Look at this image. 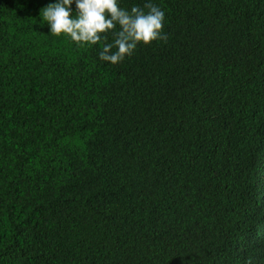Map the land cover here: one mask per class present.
Returning <instances> with one entry per match:
<instances>
[{"label": "trees", "instance_id": "trees-1", "mask_svg": "<svg viewBox=\"0 0 264 264\" xmlns=\"http://www.w3.org/2000/svg\"><path fill=\"white\" fill-rule=\"evenodd\" d=\"M52 2L0 0V264H264V0H155L117 65Z\"/></svg>", "mask_w": 264, "mask_h": 264}, {"label": "clouds", "instance_id": "clouds-1", "mask_svg": "<svg viewBox=\"0 0 264 264\" xmlns=\"http://www.w3.org/2000/svg\"><path fill=\"white\" fill-rule=\"evenodd\" d=\"M121 3L122 0H55L41 10L40 19L48 26L49 36L67 37L77 47L99 45V60L117 65L131 57L141 44L166 38V11L155 0H145L142 7L134 5L130 9Z\"/></svg>", "mask_w": 264, "mask_h": 264}]
</instances>
